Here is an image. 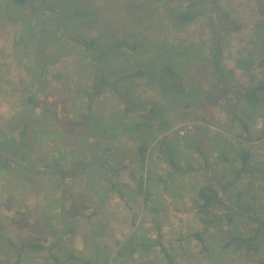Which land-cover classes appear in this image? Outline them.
<instances>
[{"label": "rangeland", "instance_id": "obj_1", "mask_svg": "<svg viewBox=\"0 0 264 264\" xmlns=\"http://www.w3.org/2000/svg\"><path fill=\"white\" fill-rule=\"evenodd\" d=\"M194 1L75 0L70 11L81 14L87 7L96 21L92 25L95 16L90 15L74 19L72 30L39 3L33 16L29 9L0 0V131L21 108L22 95H33L43 101L36 113L42 123L54 133L60 126L67 133L52 134V144L64 146L61 166L66 170L71 162L86 166L79 165L77 175L69 178L56 175L46 159L40 171L33 166L25 169L16 159L6 161L7 171L0 173V230L6 236L16 242L40 238V244L52 246L46 233L54 229L63 233L70 225L66 216L72 221L75 214L70 226H79L78 231L91 229L97 238L92 246L96 262H105L107 256L108 264H168L161 251L165 246L175 264H259L234 245L225 247L230 236L244 233L240 216L234 217L236 225L221 221L203 235V241L197 239L202 227L191 189L227 184L233 202L243 192L240 203L264 192V90L258 94L260 102L246 99L253 88L264 84L259 63L264 0H203L191 7ZM57 3L62 4L60 9L70 4L64 0L49 4ZM190 8H201L204 15L193 23L175 22ZM71 34L96 38L97 50L73 41ZM214 40L222 48L226 79L214 70ZM166 65H172L186 90L193 91L187 99L190 109L183 107L186 100L173 99ZM86 72L92 81H86ZM98 80L101 94L92 105L93 116L109 123L111 134L105 136L119 135L115 140L103 138L104 128L85 141L80 139L81 128L74 130L66 122L84 111L85 92L93 94L92 84ZM129 103L136 105V113ZM234 111L248 122L249 133L233 121ZM136 132L149 142L145 165L139 162L138 141L131 138ZM7 140L4 135L1 147ZM235 147L239 152L249 150L255 166L252 175L239 181L234 175L240 164L238 154L227 162L219 157L226 148L227 154H235ZM145 199L153 203L157 216L148 214ZM54 212L61 213L59 223ZM232 212L224 210V214ZM134 216V227L140 226L137 241L117 247L118 241L124 244L131 237ZM78 218L81 222L75 223ZM103 244L109 250L101 256ZM6 254L0 246V264H10ZM23 262L49 264L51 260L42 252L25 255Z\"/></svg>", "mask_w": 264, "mask_h": 264}, {"label": "trees", "instance_id": "obj_2", "mask_svg": "<svg viewBox=\"0 0 264 264\" xmlns=\"http://www.w3.org/2000/svg\"><path fill=\"white\" fill-rule=\"evenodd\" d=\"M51 0H9L10 3L15 5L19 8H26L29 9V11L32 13L33 16L36 15L35 7L38 5H41L44 7L46 11L50 10L53 11L56 14V19L58 21H61L64 25H66L68 28H73L76 25H72V20H84L83 17L87 16H95L96 14L94 11L87 10V7L84 8L83 11L76 12V11H70V8L73 7L75 4V0H64L70 2L69 6L60 9L62 4H49ZM150 2H163L167 3L170 0H149ZM56 3V2H55ZM203 3V0H195L191 7L197 6L199 4ZM74 12V13H73ZM264 12V8H263ZM65 15V16H64ZM203 11L198 8H190L187 9L184 12H181L178 14L177 18L174 19L175 22L178 24L181 23H193L196 20H199L202 17ZM100 17V16H99ZM98 17V18H99ZM64 18H68L69 21L67 22L64 20ZM173 20V22H174ZM96 21V16L92 18V25ZM57 23V27L59 30V23ZM89 28H94L93 26H90ZM64 30V29H63ZM62 30V31H63ZM72 30H75L74 28ZM64 32V31H63ZM49 34V33H48ZM52 35H56L55 32L51 33ZM50 34V35H51ZM223 35V34H221ZM73 41H78V43L83 44L86 46L88 50L92 48L95 49L99 43L96 38L92 37V39L88 40L85 38H80L79 34L73 36L72 34L69 35ZM216 37V36H215ZM217 40L219 38H216ZM45 40H43L44 42ZM261 50L262 54L260 53L261 50H259L258 55H262V58L260 59L259 63L260 66L264 69V38L262 40ZM219 42H216L215 40L212 42L214 45V56L212 58L214 70L217 74L220 75L222 79H226L224 75V69L221 67V57H222V48L221 46L216 47V45ZM259 43V42H256ZM260 44V43H259ZM91 50V51H92ZM97 49H95L96 51ZM94 58V57H92ZM91 65V63H87ZM99 67V66H96ZM164 70L166 74L168 75L171 86L174 92V95L172 96L173 99L178 100H186L183 104V107L187 109H190V104L187 102V99L191 100L190 97L193 94V91H187L185 85L180 81L179 74L175 72L172 65H166L164 67ZM87 74V72H86ZM35 75V74H34ZM87 82L92 81V77L90 74H87ZM224 75V77H223ZM98 77V75H96ZM103 81V80H102ZM109 83V82H107ZM93 94L90 91L85 92V98H87V103L84 104V111H80L79 116H73L70 119V121H67V125L72 126L75 130L78 127L82 130V135L80 137L81 140L87 141L89 137H92L94 134V131L104 129V132L102 134L103 138L106 139H116L119 134L115 133L112 137L105 136V134H108L111 132L107 128L108 122L106 120L98 119L93 116V107L92 105L94 102L98 99L97 96L101 94L100 88H101V81L98 80V82L93 83ZM264 90V84L260 83L255 88H253L246 99H248L250 102H260L262 100V97L258 95L260 92ZM190 92V93H189ZM120 97H123V92H116ZM168 89V94H169ZM172 93V92H171ZM36 96H39V93L36 94ZM129 101V98L127 99ZM21 108L19 109L16 114L12 117L11 120H9L6 123V129L5 131H0V142L4 141V135L7 136L8 142L7 144H4L2 147L0 145V173H4L7 171V165L6 161L10 162L13 159L15 163L23 165L25 169H28L30 166L36 167L38 169L37 171H40L39 168H41V161L44 159L48 160V162H51L49 167L52 166V168L55 170L56 175H64L68 176L69 178L75 177L77 175V167L84 166L83 168H86L83 162H78V165L71 162L70 167L65 169V167H62L59 161V157L61 154V148L64 146H59L60 144L54 143L53 139L55 135L52 134H67L65 132V128L60 126V129L57 131V133L53 132V129L51 126L49 127L48 124L42 123V119L39 116H36L37 109L41 108L43 105V101L38 100L33 95H22L21 100ZM125 106V105H124ZM130 107L134 108V113L137 111L136 105H133L129 103ZM43 110H46L45 108ZM131 109H128L126 111L129 112ZM185 111V110H184ZM45 112V111H44ZM233 121H236L240 124H243L244 129L249 133V125L248 122L241 119L239 114L234 111L233 112ZM96 120V123H95ZM66 126V125H65ZM112 127L111 125H108ZM107 129V130H106ZM4 134V135H2ZM70 134H73L71 132ZM80 134V133H79ZM136 132L135 136H132L131 138H134L136 141H138V155H139V162L141 165H145L147 154L149 153L150 146L149 142L137 135ZM220 134V133H219ZM257 134V132L255 133ZM57 141V138H55ZM152 141V140H151ZM215 144V143H214ZM213 144V145H214ZM234 150V149H232ZM237 150V151H236ZM65 151V150H64ZM227 148L223 150L220 153L221 158H223L224 161H230L232 155L238 154V159L240 160L239 167H237L234 170L235 180L239 181L242 177L250 176L255 172V166H253L251 158L252 154L249 150H240L235 147V154L232 152V154H227ZM47 156V157H44ZM38 156V157H37ZM37 157V159L34 160V158ZM5 159V160H4ZM5 162H4V161ZM34 162L36 164L34 165ZM38 162V163H37ZM4 163V164H3ZM87 163V162H86ZM174 165H177L173 163ZM88 165V164H87ZM90 165V164H89ZM228 166V165H227ZM179 171H183L181 166H177ZM230 167V166H229ZM231 168V167H230ZM108 170V168H107ZM171 184H173V181H171ZM183 184V182L180 181L179 185ZM184 184H186L184 182ZM222 186H215L213 184H203L200 186H197L195 188H192L191 190H194L192 192V201L194 204L195 213L199 219V222L201 224L202 229L196 233V237L199 241H203V235L208 232L209 229L214 227L215 224L221 223V221H224L225 223L229 225H236L234 221L235 216L241 217L240 224L244 228L243 234H233L230 236L229 240L226 242L225 247H229L231 245H234L238 251H242V254L245 258L249 260H253L259 264H264V192L261 191V196L253 195L248 202H239L238 199H241V196L243 195V192L239 193V197L236 201L233 202L231 198H229L228 193L231 192L230 186L227 184H221ZM113 188H116L117 185L115 183L112 184ZM145 193H147L144 190ZM180 196H184V193H181ZM145 201V203H144ZM143 203L145 204V209L147 210L148 214L152 215L153 217L158 215V212L154 210L153 203L149 202L148 199H145ZM147 205V206H146ZM224 210H234V212L224 214ZM60 214L54 212L52 215H54L55 222H60ZM64 214V212H62ZM75 214L71 215V219L73 221V218H75ZM92 216V215H91ZM91 216H86L87 219H91ZM68 220V224H72V221L68 219V216H66ZM137 217L134 216V219L131 223V228H133L136 224ZM80 221V218L76 220L75 223ZM66 226L63 233L58 232L57 229L51 230V232H47V235H51L53 245L48 246L45 243L40 244V238H32L28 240H23L20 242H16L12 238L6 236L1 230H0V246H2L7 251V256L9 257V263L10 264H24V256L27 254H39L42 252L47 253L50 256L51 262L49 264H69L78 262L83 264H88L87 261L82 257L81 254L75 253V252H68L66 251V246L64 243V239L69 237H72L76 231L79 230V226ZM139 225H136L133 229V232L131 233V237H129L125 243L123 244L121 241H118L117 247H125L127 244L137 241L136 238L139 237L140 233L137 231ZM45 236V235H44ZM95 235H92L94 237ZM97 236V235H96ZM98 237V236H97ZM95 238V237H94ZM97 239V238H95ZM162 244H160L161 246ZM61 246V247H60ZM60 247V248H59ZM108 246L103 244V250L101 251V256L106 255V252L109 250L107 249ZM56 249V250H55ZM11 251V254H8V252ZM114 251V250H113ZM133 252L135 251L132 250ZM161 251L163 252L164 257L168 261V264H175V261L170 254L168 248L165 246H161ZM100 255V253H99ZM99 255L97 257H99ZM118 256H121L119 254ZM105 262H96V258L94 259L95 264H108L107 256H104ZM92 264V262H91ZM110 264V263H109ZM123 264V263H122Z\"/></svg>", "mask_w": 264, "mask_h": 264}, {"label": "crops", "instance_id": "obj_3", "mask_svg": "<svg viewBox=\"0 0 264 264\" xmlns=\"http://www.w3.org/2000/svg\"><path fill=\"white\" fill-rule=\"evenodd\" d=\"M95 240L96 239L92 237V230L84 228L80 231H76L72 238H65L63 245L65 244L67 253L75 252L81 254L85 261L91 264L93 259L92 246H94Z\"/></svg>", "mask_w": 264, "mask_h": 264}]
</instances>
